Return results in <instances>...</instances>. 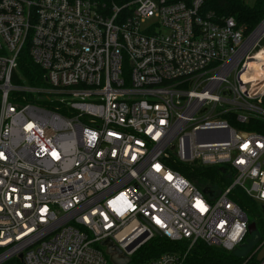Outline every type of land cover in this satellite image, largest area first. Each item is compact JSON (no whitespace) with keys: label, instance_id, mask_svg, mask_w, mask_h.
Listing matches in <instances>:
<instances>
[{"label":"built area","instance_id":"built-area-1","mask_svg":"<svg viewBox=\"0 0 264 264\" xmlns=\"http://www.w3.org/2000/svg\"><path fill=\"white\" fill-rule=\"evenodd\" d=\"M204 1L0 0V264L243 242L234 198L264 207V17L246 33ZM24 48L43 85L17 72ZM212 166L231 182L208 193L179 171Z\"/></svg>","mask_w":264,"mask_h":264},{"label":"trees","instance_id":"trees-1","mask_svg":"<svg viewBox=\"0 0 264 264\" xmlns=\"http://www.w3.org/2000/svg\"><path fill=\"white\" fill-rule=\"evenodd\" d=\"M102 1H107L109 3L113 1L118 5H122L128 0ZM173 1H183L190 3L191 0ZM201 11L213 12V14L219 19L232 16L236 20L237 24L243 28L244 32L247 33L251 31L264 17V0H255L252 5H248L246 0H205L202 4ZM17 72L23 77V81L30 85L44 84V81L41 78L42 71L35 64H33L26 48H24L19 55ZM23 81L19 80L16 75H14L13 82L21 83ZM209 168L211 167H194L190 168L189 170L179 171L187 179L197 185L201 190L206 189L208 192L217 188L221 190L231 182L229 175L222 173L219 170V167L212 168H215L219 176H221L223 179V183L220 187H217L206 179H195L194 175H201L206 170H209ZM238 194L239 197L234 198V201L248 214V212H250V203L254 205L253 203L256 202L241 192H238ZM254 234H256V236L253 240V244L247 251L243 253H238L237 248L232 251H227L220 247L205 245L202 242H196L191 248L188 249L189 243L185 240L170 241L163 236H155L150 242L141 247L133 256L130 257L128 264H139L142 261L157 257L165 252L185 253L183 264H257L258 261L254 251L257 245V238H260V235L256 232H253L250 235ZM6 264L24 263L20 258H13Z\"/></svg>","mask_w":264,"mask_h":264},{"label":"rangeland","instance_id":"rangeland-1","mask_svg":"<svg viewBox=\"0 0 264 264\" xmlns=\"http://www.w3.org/2000/svg\"><path fill=\"white\" fill-rule=\"evenodd\" d=\"M255 0H246V3L248 5H252L254 3ZM261 46H264V39L261 41ZM212 167H217V166H212ZM209 168V170H206L205 172H203L201 175H194L195 179L201 178V179H206L208 180L210 183L216 185L217 187H220L223 183V179L221 178V176H219V174L217 173L215 168ZM189 170V169H187ZM249 181L246 183V185H249ZM251 205H249L250 207V212H248L247 216H248V220L249 222L251 221H255L256 222V233H259V235L262 237L264 236V216L261 213V206L259 203H253L255 205H252V203H250ZM258 214V215H257ZM253 233V232H252ZM256 234L254 235H250L248 234L245 239L243 240V242L237 246V251L238 253H243L245 251H247L251 245L253 244V240L255 238Z\"/></svg>","mask_w":264,"mask_h":264},{"label":"water","instance_id":"water-1","mask_svg":"<svg viewBox=\"0 0 264 264\" xmlns=\"http://www.w3.org/2000/svg\"><path fill=\"white\" fill-rule=\"evenodd\" d=\"M220 171L223 172L222 169ZM204 193H208L205 189L203 190ZM262 215L264 216V207L262 208ZM248 233L251 234L256 230V225L254 222H250L248 224ZM157 234H160L159 231H156ZM101 245L105 248V253L108 255L109 261L112 264H128L130 258L122 253V251L117 247V245L110 239L107 238L101 242ZM264 255V248L258 253L257 260H260ZM21 258V255H19Z\"/></svg>","mask_w":264,"mask_h":264},{"label":"bare ground","instance_id":"bare-ground-1","mask_svg":"<svg viewBox=\"0 0 264 264\" xmlns=\"http://www.w3.org/2000/svg\"><path fill=\"white\" fill-rule=\"evenodd\" d=\"M256 58H263V55L260 53V54L257 55ZM254 69L255 70H264V67H259V63L256 61L254 63Z\"/></svg>","mask_w":264,"mask_h":264}]
</instances>
